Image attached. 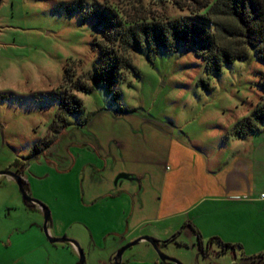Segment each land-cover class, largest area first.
<instances>
[{"label": "rangeland", "instance_id": "obj_1", "mask_svg": "<svg viewBox=\"0 0 264 264\" xmlns=\"http://www.w3.org/2000/svg\"><path fill=\"white\" fill-rule=\"evenodd\" d=\"M104 5L126 22L186 14L154 0H0V172L24 163V191L48 212L47 230L76 241L85 264H113L141 237L157 241L158 250L142 241L123 261L264 264L255 213H245L243 230L230 229L231 216L216 211L227 206L212 202V186L201 189L196 172L252 116L264 65L250 48L247 59L216 72L193 43L170 51L152 44L129 52L130 66L114 86H93L88 77L108 32L97 14ZM74 83L93 89L84 93ZM65 93L81 101V113L62 112ZM263 133L264 124L252 134ZM44 150L50 154L26 165ZM120 174L137 181L114 186ZM43 222L15 180L0 175V264H71L66 252L55 254ZM218 234L243 250L208 247Z\"/></svg>", "mask_w": 264, "mask_h": 264}, {"label": "trees", "instance_id": "obj_2", "mask_svg": "<svg viewBox=\"0 0 264 264\" xmlns=\"http://www.w3.org/2000/svg\"><path fill=\"white\" fill-rule=\"evenodd\" d=\"M154 1L160 4L167 2L186 14L174 18H142L126 22L107 5L97 11L108 32L103 34L97 46V63L88 77L93 86H114L123 70L130 66L129 52L142 50L144 45L150 47L152 44L170 51L174 45L188 48L193 43L196 55L216 72L231 66L235 61L247 59L250 48L255 59L264 65V0ZM74 86L84 93L93 89V86H86L85 83ZM260 87V102L252 116L245 119L236 132L239 137L257 132L264 124V71L260 73ZM59 101L65 115L83 111L81 101L73 94L65 93ZM23 184L25 186L24 181ZM27 207L33 209L35 206L27 204ZM194 232L202 252L206 254L199 232ZM214 242L219 245L220 254L234 253L237 247L241 248L240 245L224 243L219 238H212L208 247Z\"/></svg>", "mask_w": 264, "mask_h": 264}, {"label": "crops", "instance_id": "obj_3", "mask_svg": "<svg viewBox=\"0 0 264 264\" xmlns=\"http://www.w3.org/2000/svg\"><path fill=\"white\" fill-rule=\"evenodd\" d=\"M221 145L223 148L222 152L212 150L205 164H200L201 169H196L199 175L202 172L203 177L201 179L205 182L200 188L204 189V187L209 185L212 186V202L227 206L226 208H217L216 211H225L229 214L228 216H231L227 219L226 224L230 229L243 230L242 228L247 221L245 213H255L256 217L253 218V221L255 220L254 227L259 229L258 238H262L261 236H264V199L260 196L264 194V133H249L241 137L233 134L229 137H223ZM129 176L132 180L126 181H137L132 175ZM119 181L117 183L114 182V186ZM38 209L44 213L42 208L38 207ZM221 213H217L218 219L223 217ZM202 216H207V213H202ZM200 232L202 233L203 231L200 229ZM47 235L51 239L57 236L53 235L50 229L47 230ZM218 237L223 242L232 244L230 239H226L219 234ZM54 244L58 245V248H55V254L66 252L69 259H71V264H75L78 252L72 244L67 242ZM240 246L243 250L244 245L240 244ZM262 254L259 253L260 256ZM55 264H59V261H56ZM121 264L137 263L121 260Z\"/></svg>", "mask_w": 264, "mask_h": 264}, {"label": "water", "instance_id": "obj_4", "mask_svg": "<svg viewBox=\"0 0 264 264\" xmlns=\"http://www.w3.org/2000/svg\"><path fill=\"white\" fill-rule=\"evenodd\" d=\"M49 154L50 153H49L48 150H44L41 153H39L36 157L31 158L30 160H28L26 162V165H28L31 160H36L38 157H42V156L49 155ZM0 175H7V176H10L11 178H13L15 180L16 184L18 185L19 191L22 194L23 200L28 205H35V206H38V207H40V208H42L44 210L43 230H44L45 234L47 235V228L46 227H47V223L49 221V214H48V212L45 210V208L41 204H39L35 200H32L30 197H28L26 195V193L24 191V184H23L22 178L19 175L15 174V173H11V172H0ZM119 180H132V179H131V177L129 175L120 174V175L117 176V178L115 180V183H117V181H119ZM47 237H48V235H47ZM48 239L53 244L54 243H66V242L72 244L76 248V250L78 252V256H79V262L78 263L79 264H85V257L83 255L82 249L79 247V245L77 244V242H75L73 240H68L66 238H62V239H56V238H54V239H51V238L48 237ZM141 241H144V242H147V243L151 244L156 251L158 250L157 249V246H158V242L157 241L151 240V239H149L147 237H141V238H139V239H137V240H135V241L127 244L123 248H121L115 254V256L113 258V264H121V260H122V256H123L124 252L126 250L130 249L131 247L137 245ZM159 258H160L161 261H171V262H174V261L169 260L168 258H166V257H164L162 255H159Z\"/></svg>", "mask_w": 264, "mask_h": 264}, {"label": "flooded vegetation", "instance_id": "obj_5", "mask_svg": "<svg viewBox=\"0 0 264 264\" xmlns=\"http://www.w3.org/2000/svg\"><path fill=\"white\" fill-rule=\"evenodd\" d=\"M25 162V161H24ZM23 167H24V163H20L18 164V166L16 167V171L15 174L19 175L20 177H22V173H23Z\"/></svg>", "mask_w": 264, "mask_h": 264}, {"label": "built area", "instance_id": "obj_6", "mask_svg": "<svg viewBox=\"0 0 264 264\" xmlns=\"http://www.w3.org/2000/svg\"><path fill=\"white\" fill-rule=\"evenodd\" d=\"M260 197H261L262 199H264V194H262Z\"/></svg>", "mask_w": 264, "mask_h": 264}]
</instances>
